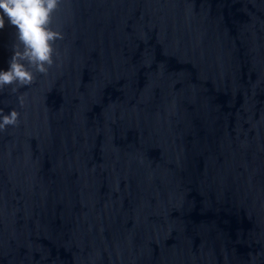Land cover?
Returning a JSON list of instances; mask_svg holds the SVG:
<instances>
[{
    "label": "water",
    "instance_id": "water-1",
    "mask_svg": "<svg viewBox=\"0 0 264 264\" xmlns=\"http://www.w3.org/2000/svg\"><path fill=\"white\" fill-rule=\"evenodd\" d=\"M49 27L47 74L0 89V264H264V0H58ZM17 43L5 18L0 70Z\"/></svg>",
    "mask_w": 264,
    "mask_h": 264
},
{
    "label": "clouds",
    "instance_id": "clouds-1",
    "mask_svg": "<svg viewBox=\"0 0 264 264\" xmlns=\"http://www.w3.org/2000/svg\"><path fill=\"white\" fill-rule=\"evenodd\" d=\"M57 7L58 0H0V29L5 27L6 18L16 29L18 41L13 46L8 68L0 70V89L8 85H30L35 79L34 71L47 74L54 62L52 44L62 39L61 32L49 27L51 14ZM19 102L23 104L22 96ZM18 116L15 109L8 114L0 109V130L16 125Z\"/></svg>",
    "mask_w": 264,
    "mask_h": 264
}]
</instances>
